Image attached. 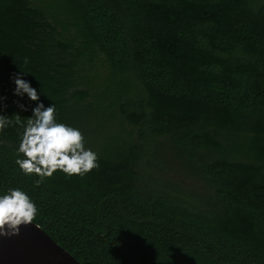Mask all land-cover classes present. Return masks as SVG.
I'll list each match as a JSON object with an SVG mask.
<instances>
[{"label": "trees", "instance_id": "1", "mask_svg": "<svg viewBox=\"0 0 264 264\" xmlns=\"http://www.w3.org/2000/svg\"><path fill=\"white\" fill-rule=\"evenodd\" d=\"M41 102L99 168L37 186L13 123L0 195L80 262L264 264V0H0V115ZM178 160L201 185L162 176Z\"/></svg>", "mask_w": 264, "mask_h": 264}, {"label": "clouds", "instance_id": "2", "mask_svg": "<svg viewBox=\"0 0 264 264\" xmlns=\"http://www.w3.org/2000/svg\"><path fill=\"white\" fill-rule=\"evenodd\" d=\"M14 82L16 95L27 94L32 101H39L37 90L28 81L16 75ZM19 107L24 109V105ZM32 111L33 115L27 119L26 126L19 114L15 115V121L0 115V132L13 123L24 128L18 155L23 154L25 158L17 159L16 164L24 174L40 177L36 181L37 186L58 170L71 177L84 176L99 168L98 154L86 149L83 133L57 122L54 104L45 107L41 102ZM37 215V205L20 188L9 189L6 194L0 195V235H19L21 226L32 224Z\"/></svg>", "mask_w": 264, "mask_h": 264}, {"label": "water", "instance_id": "3", "mask_svg": "<svg viewBox=\"0 0 264 264\" xmlns=\"http://www.w3.org/2000/svg\"><path fill=\"white\" fill-rule=\"evenodd\" d=\"M0 264H83L40 225H22L19 235H0Z\"/></svg>", "mask_w": 264, "mask_h": 264}, {"label": "rangeland", "instance_id": "4", "mask_svg": "<svg viewBox=\"0 0 264 264\" xmlns=\"http://www.w3.org/2000/svg\"><path fill=\"white\" fill-rule=\"evenodd\" d=\"M163 177L170 178L175 182H183L187 184V182L195 183L198 182L201 185L202 179L198 176L196 172L191 170L187 166H182L178 160L177 162H173V165L169 163V167L166 168L164 172L161 173Z\"/></svg>", "mask_w": 264, "mask_h": 264}]
</instances>
